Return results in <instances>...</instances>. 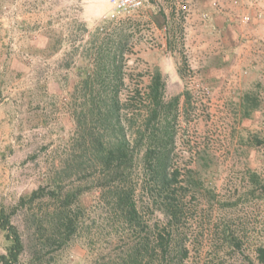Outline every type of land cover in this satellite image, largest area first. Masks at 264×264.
I'll return each mask as SVG.
<instances>
[{
  "label": "rangeland",
  "instance_id": "1",
  "mask_svg": "<svg viewBox=\"0 0 264 264\" xmlns=\"http://www.w3.org/2000/svg\"><path fill=\"white\" fill-rule=\"evenodd\" d=\"M110 14L109 0H0V208L55 176L73 144L69 93L77 67L87 62L82 45L99 25L123 28L130 49L124 92L144 90L158 68L165 99L180 94L172 164L180 172L176 186H184L177 188L182 214L169 228L172 249L160 260L257 264L256 248L264 246V40L246 17L262 21L264 0H143L128 13ZM59 39L50 53L48 43ZM75 171L64 175V185L80 181ZM143 183L138 206L162 227L166 218L152 203L162 196L149 197ZM97 196H81L84 225L49 264H91L98 255L119 254V232L96 206ZM11 220L25 234L23 213ZM225 225L239 247L224 239ZM7 243L0 229V253ZM18 264H34L28 248Z\"/></svg>",
  "mask_w": 264,
  "mask_h": 264
},
{
  "label": "trees",
  "instance_id": "2",
  "mask_svg": "<svg viewBox=\"0 0 264 264\" xmlns=\"http://www.w3.org/2000/svg\"><path fill=\"white\" fill-rule=\"evenodd\" d=\"M162 16L168 24V17ZM82 31H88L84 23ZM128 41L123 28L108 31L99 25L82 45L79 53L87 62L77 67L78 78L69 93L72 147L48 182L22 194L15 204L0 208V229L8 241L6 251L0 253V264H18L26 248L34 264H49L48 257L63 249L84 225L87 208L81 196L88 191L98 193L96 206L114 222V232H119L115 235L122 241L118 255H98L91 264H151L155 260L163 264L161 260L172 249L169 228L181 219L177 188L184 187L176 186L180 172L172 164L180 94L165 99V80L158 68L144 90L135 87L124 92ZM61 43L59 39L46 48L54 53ZM66 66L70 67L69 61ZM75 168L80 181L64 185V175H71ZM79 168L85 171L80 173ZM139 179L150 186L149 197L162 196L159 201L152 199L153 210L166 218L162 227L142 215ZM250 180L256 185L261 182L255 172ZM19 212L25 234L11 220ZM222 232L226 242L239 247L238 236L226 225ZM256 259L257 264H264V246L256 248Z\"/></svg>",
  "mask_w": 264,
  "mask_h": 264
},
{
  "label": "built area",
  "instance_id": "3",
  "mask_svg": "<svg viewBox=\"0 0 264 264\" xmlns=\"http://www.w3.org/2000/svg\"><path fill=\"white\" fill-rule=\"evenodd\" d=\"M111 4V17L119 13H128L142 5L143 0H109Z\"/></svg>",
  "mask_w": 264,
  "mask_h": 264
},
{
  "label": "crops",
  "instance_id": "4",
  "mask_svg": "<svg viewBox=\"0 0 264 264\" xmlns=\"http://www.w3.org/2000/svg\"><path fill=\"white\" fill-rule=\"evenodd\" d=\"M246 21H247V25H252V26H256V27L260 26L259 31L256 32L257 33L256 37L258 40H264V37L262 36V34H264V29H263L264 25L262 24L264 22V19L262 21H255L254 16H252L251 18L246 17Z\"/></svg>",
  "mask_w": 264,
  "mask_h": 264
}]
</instances>
